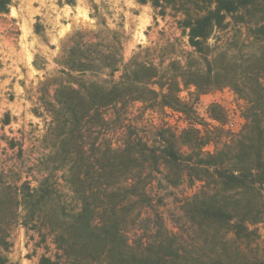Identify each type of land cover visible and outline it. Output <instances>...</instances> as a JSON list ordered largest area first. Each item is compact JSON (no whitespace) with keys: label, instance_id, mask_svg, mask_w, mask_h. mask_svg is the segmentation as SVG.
<instances>
[{"label":"trees","instance_id":"obj_1","mask_svg":"<svg viewBox=\"0 0 264 264\" xmlns=\"http://www.w3.org/2000/svg\"><path fill=\"white\" fill-rule=\"evenodd\" d=\"M135 1L161 16L167 9L180 13L187 40L179 48L187 50L166 64L150 48L125 60L122 41L107 27L74 32L61 45L59 68L35 88L32 113L46 125L39 156L22 155L19 145L13 181L1 171L14 204L6 207L1 188L0 219L14 212L16 225L50 237L55 247V258L40 264H224L214 255L215 240L229 232L235 240L250 238L247 225L263 222L264 0ZM10 5L0 0V14ZM232 24L243 54L230 49ZM190 87L198 95L229 88L246 102L238 133L208 130L209 139L224 138L222 148L204 152L194 127L164 126L154 143L134 132L136 105L193 115L194 106L179 97ZM3 137L11 148L12 139ZM162 182L200 183L182 200L179 232L166 227L158 210L162 199L155 197L168 189L157 188ZM0 264L16 263L0 253Z\"/></svg>","mask_w":264,"mask_h":264},{"label":"rangeland","instance_id":"obj_2","mask_svg":"<svg viewBox=\"0 0 264 264\" xmlns=\"http://www.w3.org/2000/svg\"><path fill=\"white\" fill-rule=\"evenodd\" d=\"M181 18L180 13L171 9L161 16L160 9L152 8L149 3L140 5L135 0H11L8 12L0 14V191L2 188L6 207H11L14 201H10L9 193L2 186V175L7 173L13 181L9 172L20 166L19 145H22V155L39 156L37 142L43 139L46 125L32 113L38 97L35 88L46 73L54 74L59 68L56 61L62 43L76 31L88 30L95 34L107 27L115 32L114 38L122 41L125 60L140 48H150L166 64L168 58L187 50L183 46L179 48L187 40L178 27ZM227 36L231 41L230 49L245 53L246 47L238 41L233 24ZM34 60L38 69L33 65ZM179 97L194 106L193 115L188 117L161 107L152 109L148 102L136 105L130 117L131 124H137L134 132L154 143L159 141L158 134L164 126L177 131L198 128L204 142L203 151L214 153L222 148L224 138L209 139L210 128L235 134L244 126L246 102L229 88L201 95L196 94L193 87L182 88ZM6 121L8 124L3 127ZM3 136L12 139L11 148ZM119 138L118 133L113 135L114 140ZM27 176L25 168L20 183ZM199 187L200 183L192 186L188 182L175 188L166 187L164 182L157 186L168 188L158 191L155 200L162 199L158 210L169 230L179 232V228H184L182 200L196 193ZM13 217L14 212L5 211L0 219V253L7 261L40 264L42 258L54 259L56 250L51 238L44 239L36 231H26L14 223ZM247 227L254 233L250 238L235 240L229 232L224 239L215 240L214 255L224 264H264V219ZM214 234L210 230V237Z\"/></svg>","mask_w":264,"mask_h":264}]
</instances>
